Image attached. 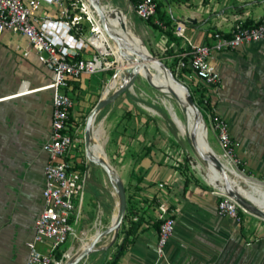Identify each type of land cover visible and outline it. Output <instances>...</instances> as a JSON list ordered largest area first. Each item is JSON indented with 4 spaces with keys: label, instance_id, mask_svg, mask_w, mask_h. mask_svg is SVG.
Instances as JSON below:
<instances>
[{
    "label": "crops",
    "instance_id": "0c3cea01",
    "mask_svg": "<svg viewBox=\"0 0 264 264\" xmlns=\"http://www.w3.org/2000/svg\"><path fill=\"white\" fill-rule=\"evenodd\" d=\"M170 6L171 11H166V4L162 5L164 16L185 23L184 37L178 41L183 48L188 40L210 43L212 29L230 32L238 23L264 16V0H178ZM44 12L54 15L56 9L45 6L41 9ZM25 49L23 37L10 30L0 33V264H23L26 259L27 241L42 207L43 166L47 159L42 144L51 132V71L38 60L35 51ZM210 61L219 74L212 87L197 81L189 69L188 73L207 94L213 113L227 122L234 154L243 169L264 178V41L215 50ZM90 75L73 80L69 90L72 97L75 90L98 84L99 76ZM72 114L74 119V106ZM139 129L141 134L150 132L153 138L154 127L150 124ZM147 148L138 162L142 173L133 178L138 186L133 193V207L139 216L127 223L118 244L109 250L102 264H264V222L257 220V215H244L239 223L219 214L215 191L186 183L178 171L169 172L159 163L154 145L147 144ZM72 149L66 158L80 170L81 158ZM90 196L86 182L78 192L72 220L75 233ZM161 201L173 213L175 223L164 253L159 255L155 222L161 219ZM91 233L94 229L89 227L78 239L82 242ZM46 246L39 244L43 251ZM73 249L71 240L66 251Z\"/></svg>",
    "mask_w": 264,
    "mask_h": 264
},
{
    "label": "built area",
    "instance_id": "2783aa9c",
    "mask_svg": "<svg viewBox=\"0 0 264 264\" xmlns=\"http://www.w3.org/2000/svg\"><path fill=\"white\" fill-rule=\"evenodd\" d=\"M45 6L55 8L56 14L41 13ZM134 8L138 17L147 20L156 14L157 0H137ZM85 25L89 34L84 32ZM184 29L183 21L175 22L176 36L183 38ZM4 30L26 39L25 52L35 51L38 60L51 71L48 84L52 89L51 132L42 144L47 156L43 166L42 207L36 216L33 234L27 241L28 252L23 264H58L65 254L63 245L73 233L78 192L87 179L84 170L74 169L66 158L73 148L76 131L72 120L74 100L69 90L73 80L82 74L105 70L110 62L105 59L107 51L94 41L100 29L86 0H0V33ZM211 37L210 43L188 40L175 62L177 71L188 68L197 81L208 87L219 80L218 71L210 61L212 52L234 49L246 42L264 41V16L250 23L236 24L228 35L212 29ZM204 100L208 102L207 97ZM208 114L211 126L217 130L219 143L229 154L233 146L227 122L213 112ZM158 210L162 222L156 249L162 255L173 232L175 218L164 201L159 203ZM217 212L240 219L237 202L228 195L217 199ZM40 243L47 245L45 251L39 248ZM58 252L61 253L59 258Z\"/></svg>",
    "mask_w": 264,
    "mask_h": 264
},
{
    "label": "rangeland",
    "instance_id": "374dc122",
    "mask_svg": "<svg viewBox=\"0 0 264 264\" xmlns=\"http://www.w3.org/2000/svg\"><path fill=\"white\" fill-rule=\"evenodd\" d=\"M157 1L162 2L163 5L166 4V11H171L170 5H174L178 0ZM109 2L111 5L117 7L123 8L124 5L128 6V15L130 16H128V28L130 29L131 40L137 39L144 43L153 57H155L157 61H163L168 66L173 76L187 86L188 91L200 108L202 117L207 124V131L203 129L202 131L209 145L218 152V154L228 156L232 160L234 166L246 176L264 182V178L254 177L255 175L247 173L237 165L239 160L234 154L233 138H231L233 148L232 152L229 154L219 143L217 130L211 126V117L208 114L213 112L212 107L204 100L207 94L201 92L193 83V78H191V75L188 73V68L185 67L186 69L184 68L185 70L183 71H177L176 69L175 62L177 56L184 51V48L178 46L177 41L169 39L164 31L154 28L146 20L138 17L132 0H109ZM84 32L89 34L87 25H85ZM109 39L111 41V38ZM96 41L103 51H107L105 59L110 62V66L105 70L90 75V77L93 75L99 76L98 80L100 81H98V84H88L82 91L75 90L73 92L75 112L73 122L76 131L72 150H75V153L81 158V162L85 166L83 175L87 176L88 180L86 179L85 182H89L92 196H90L87 205H84L82 216L79 218L78 231H76L77 235L75 236L73 233L70 234L67 242L63 246L64 253H66L68 244L71 240L74 241L73 253L78 252L82 248V242L78 239V236H83L88 232L89 227L90 230L94 229L95 232L97 229L96 222L99 219L102 223L99 229L103 230L106 226L110 225L113 214L117 212V200L113 194L114 188L112 187L110 178L87 154L85 145V126L92 108L104 93L106 86L113 79L118 68L120 67V77L118 76L115 80L116 84L121 85L125 83L128 79V74L127 69L120 66L119 61L111 50L109 42L106 40L101 30L99 36L96 37ZM160 66L163 68L161 64ZM132 70L135 71V69ZM173 84L175 85V82H172V85ZM200 85H202V83ZM113 89L114 87H109L108 93ZM181 90L182 93L187 96L186 91L182 87ZM163 99L164 92L161 87L154 81L148 80L141 73L137 72L133 83L96 113L92 123V129L93 127H103L104 144L102 152L106 154L114 172L119 176H126V179H122L125 186L126 210L117 231H109L106 233V236L103 235L100 237L95 242L91 251L84 257L78 259L74 264H102L109 250L111 251L112 248H115L114 246L118 244L127 223L130 220H136L139 216L137 210L133 207L135 202L133 193L134 189L138 187L133 178L134 176H140V173H142V169L138 162L139 159L146 154L145 150L147 144H150V146L154 145L159 151V158L161 159L159 163L167 167L169 172L178 171L179 176H182V180L186 183L195 184L202 190L208 192L215 191L217 199L227 195L224 192L218 191L213 185L208 184L204 177H208L212 173V170L207 165L206 161L203 160L202 156L198 154L197 149L193 147L191 141L182 135L180 129L174 123L166 107L163 105ZM173 102L178 105L175 97H173ZM206 104L210 105L208 109H206ZM146 106L156 109L160 116L147 110L145 108ZM197 119L200 122V117L197 116ZM184 122L186 125L189 124V117L186 115L184 117ZM144 124H150L152 128L154 127V129H152L154 130L153 138L150 137L151 133L148 131H144L142 134L139 132V128ZM90 143L89 150H91L94 155L99 156L93 141H91V137L89 138V144ZM226 174L232 179H236L231 173ZM241 184L244 188L250 189L246 183ZM237 210H241L242 212V216L238 220L239 223L242 222L244 215L254 214L243 209L238 203ZM159 213L158 210V215ZM255 215L256 214H254V216ZM159 217L162 219L161 216ZM255 218L264 222V218L261 216L257 215ZM94 219L95 227L93 228L92 221Z\"/></svg>",
    "mask_w": 264,
    "mask_h": 264
},
{
    "label": "bare ground",
    "instance_id": "6f19581e",
    "mask_svg": "<svg viewBox=\"0 0 264 264\" xmlns=\"http://www.w3.org/2000/svg\"><path fill=\"white\" fill-rule=\"evenodd\" d=\"M98 2H99L98 4L99 9L105 16L108 27L111 30L112 34H114L115 39L111 38L110 41L109 35L106 33L104 28L96 19L99 24V29L102 31L106 40L109 42L111 50L115 54L117 60L119 61L120 66L122 68L127 69L128 79L131 73L133 72L132 69H135L136 72L141 73L148 80L152 82L154 81L157 85L161 87V89L164 92V99L162 100V103L169 112L170 117L180 129L182 135L191 141L193 147L197 149L198 154L202 156L203 160L206 161L207 165L212 170V173L208 177L207 176L204 177L208 182V184H211L214 187H216L218 191L225 193L226 183L223 179V176H225L227 182L233 188H235V190L240 195L246 198L248 202H250L253 206L262 207L264 209V182L246 176L237 167L234 166L232 160L228 156L218 154V152H216L209 145V143L205 139V134L202 131V129L204 131L205 130L207 131L208 129L207 124L204 118L200 117L198 110L190 104L187 96L182 93L181 86L178 83H176L174 80H172L173 78L170 76L169 72L164 67L163 69L160 66L159 62L156 60L155 57H153V55L151 54V52L148 50V48L144 43H142L137 39L131 40V34L129 32L130 29L128 28V24H129L128 6L124 5L123 8L113 6L109 2V0H98ZM94 41L95 43H97L96 37L94 38ZM119 75H120V67L118 68L116 74L113 76V79L106 86L103 95L108 94L109 87L116 88L119 86V84L115 83V80L118 78ZM172 82H175V85L174 84L172 85ZM173 97L177 99L178 105L175 102H173ZM145 108L150 112L159 115L156 109H153L152 107L149 106H146ZM185 115L189 117L188 125H186L184 122ZM197 116L200 117V122L198 121ZM90 137H91V141H93L96 147V150L99 155L98 157L103 158L112 167L106 154L102 152V148L104 144L103 127L102 126L93 127ZM90 145L91 143L89 144V148ZM208 154L212 155V157L214 156L215 159L210 160V158H208L209 157ZM220 167L222 169L223 174L219 170ZM226 173H231L233 176L236 177V179L235 180L232 179ZM110 182L112 184V187L114 188L113 194L117 200V210H118L120 203L119 188L117 183L113 179H110ZM241 183H246L250 187V189L244 188ZM116 215L117 212H115L113 216L111 215L112 218L110 220V224L114 221ZM100 225H102V223L101 220L99 219L96 222V227H97L96 231L88 235L86 238L82 239V246H81L82 248L76 253H73L72 251H66L68 256L69 257L75 256L76 254L87 248L91 244V242L95 239L97 234L101 231L99 229ZM111 231H114V227ZM73 234L76 236L74 228H73Z\"/></svg>",
    "mask_w": 264,
    "mask_h": 264
},
{
    "label": "water",
    "instance_id": "95a60500",
    "mask_svg": "<svg viewBox=\"0 0 264 264\" xmlns=\"http://www.w3.org/2000/svg\"><path fill=\"white\" fill-rule=\"evenodd\" d=\"M88 5L90 6V8L94 11L98 22L101 24V26L104 28V30L106 31V33L109 35L110 38L115 39L114 34H112L111 30L108 27L107 21L105 16L103 15V13L101 12V10L99 9V2L98 0H86ZM158 62L169 72L170 76L173 78V80L178 83L185 91L187 94V98L190 102V104L196 108L199 112V115L201 118L202 114L199 111L200 108L197 106L196 102L194 101V99L192 98L190 92L187 89V86L185 84H183L182 82H180L178 79H176L172 72L169 70L168 66L161 60H158ZM137 75L136 71H133L129 77V79L119 85L118 87L114 88L111 92H109L107 95H103L98 99V101L96 102V104L94 105V107L92 108L91 112H90V116L87 119L86 122V126H85V145H86V150H87V154L89 153V156L91 158V160H93L96 164H98L103 170L104 172L107 174V176L110 179H113L119 188V194H120V203H119V207L117 210V215L116 218L114 219V221L106 226L103 230H101L97 236L95 237V239L91 242V244L85 248L84 250H82L81 252H79L78 254H76L75 256H71L69 257L67 253L64 254V256L59 260L58 264H74L78 259L84 257L89 251H91V249L93 248L95 242L102 237L103 235H105L106 233H108L109 231H111L114 227V231L116 232L117 229L119 228L122 219H123V215L125 213L126 210V194H125V186L123 184V180L122 178L114 172L113 168L101 157H98L96 155H94L90 150H89V138H90V133L92 130V123L94 120V117L96 115V113L104 106L106 105L109 101H111L112 99H114L119 93H121L124 89H126L127 87H129L135 77ZM209 155V154H208ZM210 160H214V156L212 157V155H209ZM222 172V169L220 167L219 169ZM223 179L226 183V194L231 197L232 199H234L243 209L252 212L258 216H261L264 218V209L262 207H258V206H253L250 202H248L246 200V198H244L242 195H240L235 188H233L228 182L227 179L225 178V176H223Z\"/></svg>",
    "mask_w": 264,
    "mask_h": 264
},
{
    "label": "trees",
    "instance_id": "16d2710c",
    "mask_svg": "<svg viewBox=\"0 0 264 264\" xmlns=\"http://www.w3.org/2000/svg\"><path fill=\"white\" fill-rule=\"evenodd\" d=\"M132 2L135 4L137 2V0H132ZM162 2H159L157 1V12L155 15H151L148 17V19L146 20L151 26H153L154 28H157L159 30H162L164 31V33L166 34V36L171 39V40H174V41H179L180 37L176 36L174 34V31H173V28H174V24L175 22L173 21V17L172 16H169V15H165L164 16V13L162 11ZM155 20H158L161 22L158 23L156 22ZM174 22V23H173ZM246 23H250V22H246ZM222 34L224 35H228L230 32H222ZM186 69V68H185ZM183 68V70H185ZM182 70V71H183ZM209 103V102H208ZM210 107V105L206 104V109H208ZM149 151V147L147 148L146 152ZM237 165L243 169V165L238 162ZM85 168L84 164H80V170L83 171ZM247 173H249L248 171H246ZM238 214L239 216L241 217L242 216V212L241 210H238ZM162 222V219L158 220L155 222V224L158 226V230H159V226H160V223ZM124 241V240H123ZM123 243V242H122ZM61 256V253L58 252L57 254V257L59 258Z\"/></svg>",
    "mask_w": 264,
    "mask_h": 264
}]
</instances>
